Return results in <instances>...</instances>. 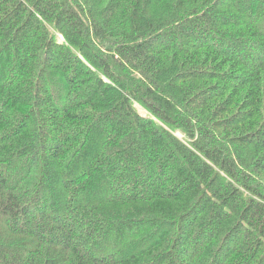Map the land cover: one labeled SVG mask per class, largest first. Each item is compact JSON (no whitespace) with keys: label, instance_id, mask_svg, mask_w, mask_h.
<instances>
[{"label":"trees","instance_id":"obj_1","mask_svg":"<svg viewBox=\"0 0 264 264\" xmlns=\"http://www.w3.org/2000/svg\"><path fill=\"white\" fill-rule=\"evenodd\" d=\"M0 264H264V0H0Z\"/></svg>","mask_w":264,"mask_h":264},{"label":"rangeland","instance_id":"obj_2","mask_svg":"<svg viewBox=\"0 0 264 264\" xmlns=\"http://www.w3.org/2000/svg\"><path fill=\"white\" fill-rule=\"evenodd\" d=\"M136 109L144 116H149V113L147 110H145L142 106H140L138 103H135ZM180 138H183V135H179Z\"/></svg>","mask_w":264,"mask_h":264}]
</instances>
